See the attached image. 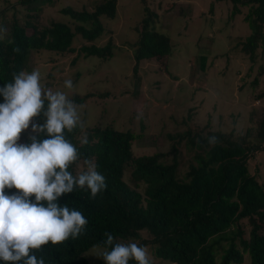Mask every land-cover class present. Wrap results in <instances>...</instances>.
Listing matches in <instances>:
<instances>
[{"label":"trees","instance_id":"trees-1","mask_svg":"<svg viewBox=\"0 0 264 264\" xmlns=\"http://www.w3.org/2000/svg\"><path fill=\"white\" fill-rule=\"evenodd\" d=\"M229 1L233 5L231 16L240 13L238 7L245 8L243 22L250 34L243 40L237 39L236 44L239 52L253 63L264 43V0ZM46 3L51 4L52 0H17L12 6L19 5L26 13H33L21 24L14 16L16 10L9 20L5 14L10 7L0 11V28L5 29L0 31V88L13 82V73H30L28 61L32 52H75V35L79 37V55L99 60L112 56L114 46L110 38L101 46L93 43L105 33L99 18L113 16L116 0H102L91 12L60 9L59 13L76 23L72 29L55 21L39 26V6ZM137 33L133 71L141 60L167 69L172 51L168 36L157 31L150 18L141 22ZM255 83L254 78L250 86ZM69 99L81 104L87 95H73ZM3 102L0 96V103ZM44 120L41 114L33 118L29 127L32 123L43 124ZM256 124L253 135L246 129L235 136L233 131H212L206 123L193 134L186 131L171 138L174 144L168 153L141 156L133 155L132 143L143 137L142 127L140 133L109 126L65 130L66 139L79 152V159L68 171L78 175L77 168L87 166L85 161H89L105 177L106 189L94 199L90 190L79 188L62 194L57 203L82 212L88 220L85 231L78 238L57 245L49 242L34 254L38 259L42 257L45 264H91L84 255L95 245L105 247V233H110L114 242H120L138 240L139 233L144 232L148 238L139 239L137 244L149 245L156 261L242 264L246 256L247 264H264V189L247 168L253 153L264 151V114ZM33 135L38 140L47 138L46 134L32 133L20 135L17 143H30L29 137ZM213 136L216 142L209 145L208 138ZM85 138L87 143L82 144ZM180 144L188 157L185 161L177 150ZM4 191L13 194V188ZM30 199L34 201L35 196ZM240 221L247 222L246 234Z\"/></svg>","mask_w":264,"mask_h":264},{"label":"rangeland","instance_id":"rangeland-1","mask_svg":"<svg viewBox=\"0 0 264 264\" xmlns=\"http://www.w3.org/2000/svg\"><path fill=\"white\" fill-rule=\"evenodd\" d=\"M16 1L0 0V11L10 7L5 14L9 20L16 10L14 16L21 24L33 13H26L19 5L12 6ZM101 1L52 0L51 4L39 6L36 22L46 26L55 21L72 29L76 23L59 13L60 9L91 12ZM232 8L229 0H116L113 16L99 18L105 33L93 43L101 46L110 38L114 48L109 59L79 55V37L75 35V52H32L28 68L30 73H40L45 89L63 91L68 98L87 95L84 102L76 104L80 106L77 111L82 130L109 126L140 133L142 127L143 137L132 143L134 156L168 153L176 135L186 131L193 134L206 123L212 131H233L239 136L248 129L253 135L256 120L264 114V43L253 63L239 52L237 39L243 40L250 31L243 22L245 8L238 7L240 13L231 16ZM146 18L168 36L172 51L167 69L141 60L134 72L137 29ZM69 79L73 82L71 89L64 85ZM32 133L29 127L20 135ZM177 150L185 161L188 157L182 144ZM182 166L181 171L185 169ZM87 168L88 165L79 166L76 174ZM247 168L264 189V151L253 153ZM18 191L13 188L12 192ZM239 225L246 234L247 222L240 221ZM147 238L144 232L139 233V239ZM139 239L120 242L138 243ZM145 247L150 253L149 245ZM102 250L92 247L84 256L91 264H105L95 255ZM150 257L153 264H168L156 261L151 253ZM242 264H247L246 256Z\"/></svg>","mask_w":264,"mask_h":264},{"label":"clouds","instance_id":"clouds-1","mask_svg":"<svg viewBox=\"0 0 264 264\" xmlns=\"http://www.w3.org/2000/svg\"><path fill=\"white\" fill-rule=\"evenodd\" d=\"M64 85L71 89L73 82L69 79ZM0 96L4 99L0 103V261L45 264L35 251L49 242L57 245L78 238L88 224L82 212L60 206L58 199L77 188L90 190L94 199L106 189L105 177L89 161H85V172L74 176L68 171L79 152L64 133L83 127L77 111L80 106L65 92L42 87L38 71L13 73V82L0 88ZM41 114L44 123H32L31 131L47 138L38 140L33 135L30 143H17L21 132ZM215 142L216 137L208 138L209 145ZM81 143H87L86 138ZM5 188L19 191L7 195ZM105 236V247L95 254L105 264H153L147 247L114 242L110 233Z\"/></svg>","mask_w":264,"mask_h":264}]
</instances>
